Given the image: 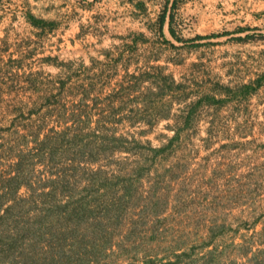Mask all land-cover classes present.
I'll use <instances>...</instances> for the list:
<instances>
[{"label":"rangeland","instance_id":"obj_1","mask_svg":"<svg viewBox=\"0 0 264 264\" xmlns=\"http://www.w3.org/2000/svg\"><path fill=\"white\" fill-rule=\"evenodd\" d=\"M0 203V264H264V0H0Z\"/></svg>","mask_w":264,"mask_h":264},{"label":"trees","instance_id":"obj_2","mask_svg":"<svg viewBox=\"0 0 264 264\" xmlns=\"http://www.w3.org/2000/svg\"><path fill=\"white\" fill-rule=\"evenodd\" d=\"M170 29V32H171V34H173V31H172V29L171 28H169ZM15 179H16V177H10L9 179H7V181H9L10 182V185L12 186H15L16 187V181H15ZM12 186V187H13ZM14 187V188H15ZM0 205H1V203H0ZM8 208H10V205L9 206H7L6 207V209L5 210H7ZM3 222V214H1L0 215V223H2ZM3 238L1 239L2 241H0V244H2V245H7V247H8V252H10L11 251V249L13 248V247H16V243H15V241H14V239H12V237L9 235V234H5L4 236H2ZM6 242V243H5ZM4 248V247H3ZM4 250H6L7 251V248H4L3 249V251ZM6 263L7 264H13L12 263V261L11 260H9V261H6ZM16 264V263H15ZM18 264V263H17ZM20 264H22V263H20Z\"/></svg>","mask_w":264,"mask_h":264}]
</instances>
